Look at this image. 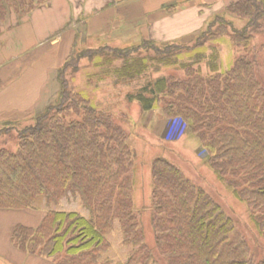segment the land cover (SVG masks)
Instances as JSON below:
<instances>
[{
	"label": "trees",
	"instance_id": "1",
	"mask_svg": "<svg viewBox=\"0 0 264 264\" xmlns=\"http://www.w3.org/2000/svg\"><path fill=\"white\" fill-rule=\"evenodd\" d=\"M50 0H0V32ZM176 3L166 10L174 11ZM244 21L236 28L233 21ZM264 26V0H232L201 29L192 45L172 43L157 53L174 61L200 57L208 42L226 36L237 50L220 69L215 46L203 72L200 60L175 65L182 76L147 82L131 100L142 111L161 108L165 139L195 135L205 162L234 196L246 203L257 234L264 238V43L252 44ZM77 43L57 70V101L16 132L17 148L0 146V210H37V226L16 224L11 244L52 264H264L237 229L236 221L172 162L151 164V228L148 242L131 198L132 156L127 134L109 113L68 88L63 77ZM91 50L98 64L124 54ZM109 50V51H107ZM111 54V55H109ZM167 58V59H168ZM124 63L125 74L139 72ZM178 64V65H176ZM119 70V69H118ZM135 73V74H134ZM80 206L81 210L66 205ZM117 229L126 251L110 255Z\"/></svg>",
	"mask_w": 264,
	"mask_h": 264
},
{
	"label": "rangeland",
	"instance_id": "2",
	"mask_svg": "<svg viewBox=\"0 0 264 264\" xmlns=\"http://www.w3.org/2000/svg\"><path fill=\"white\" fill-rule=\"evenodd\" d=\"M222 10L215 11L207 19L203 29ZM203 13L205 12L203 11ZM113 18L115 19L110 21L111 27L108 34L105 33L104 36L89 35L86 39L82 38L83 42L77 44L75 49L77 51L72 57L75 68L67 66L64 69L63 77L67 79L68 88L88 97L92 106L113 116L126 132L127 143L132 156L130 170L132 204L134 210L139 214L140 224L144 228L147 241L151 242L153 237L151 228V164L155 158H165L174 163L194 184L202 187L236 221L237 229L248 240L256 256L264 258V238L260 237L253 228L248 206L234 196L232 191L227 188L224 182L219 180L213 169L205 162L198 138L189 132H185L177 139H165V122L167 119L163 116L160 105H156L151 110L142 111L140 104L136 100L130 99L131 95L136 94L147 82L154 81L157 77L171 74L181 77L182 71L174 69L176 68L175 65L171 64L173 62L179 63L187 59L190 61L200 60L202 71L207 72V60L213 51L211 46H215V54H218L220 69H227L234 57L238 55L237 50L229 39L223 36L208 42L201 49L203 51L200 57L193 55L190 58L186 54H181L180 58L170 61L165 53H157L155 49L163 50L166 45L180 44V40H183L184 44L192 45L200 30L180 39L165 41L164 36L161 35L149 38L148 28H144L142 31L144 33L138 36L139 30L135 27L137 21L134 22L133 19L131 20L134 23L127 22L129 25L126 24L123 27V24L119 25V21H117V14H114ZM233 22L236 28H241L244 24V21L240 20ZM262 30V34L254 37L252 44L261 45L264 43V26ZM153 32L151 31V34ZM100 48H108L109 50L116 48L119 55L126 51L128 53L124 58L119 57L110 63L98 64L97 61L100 60V57L93 53L90 56V53L91 50ZM111 51L113 52V50ZM63 62L64 58L59 64L60 66L50 72L43 100L37 102V107L34 108L33 113L29 116L0 121L1 147L8 146L12 150H16L18 144L17 130L33 124L36 113H40L44 108L57 101L60 89L57 70ZM124 63H136V67L140 69L139 72H135V75L125 74L120 69ZM18 64H20L18 61H14V66ZM6 65L3 64L2 66L5 67ZM66 207L81 210L80 206L75 203L66 205ZM109 241L112 258L116 261H123L126 258V251L121 244L117 229L110 233Z\"/></svg>",
	"mask_w": 264,
	"mask_h": 264
},
{
	"label": "crops",
	"instance_id": "3",
	"mask_svg": "<svg viewBox=\"0 0 264 264\" xmlns=\"http://www.w3.org/2000/svg\"><path fill=\"white\" fill-rule=\"evenodd\" d=\"M230 1L50 0L0 32V121L33 113L43 100L50 72L82 38L108 34L114 14L123 27L137 21L138 36L148 28L149 38L161 35L173 41L203 29L207 19ZM173 2L176 9L167 11ZM14 61L20 64L14 66ZM43 215L37 210H0V264H52L22 253L9 240L16 224L37 226Z\"/></svg>",
	"mask_w": 264,
	"mask_h": 264
}]
</instances>
